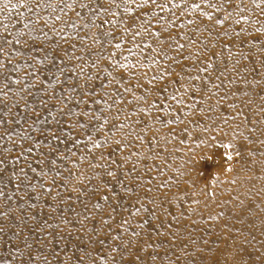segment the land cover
<instances>
[{
  "label": "rangeland",
  "instance_id": "374dc122",
  "mask_svg": "<svg viewBox=\"0 0 264 264\" xmlns=\"http://www.w3.org/2000/svg\"><path fill=\"white\" fill-rule=\"evenodd\" d=\"M7 3L0 264H264V0H157L167 9L131 14L125 0ZM153 11L168 60L128 56L130 37L114 48L121 24ZM163 69L173 76L151 80ZM188 75L197 90L177 104Z\"/></svg>",
  "mask_w": 264,
  "mask_h": 264
},
{
  "label": "snow or ice",
  "instance_id": "6c2138e0",
  "mask_svg": "<svg viewBox=\"0 0 264 264\" xmlns=\"http://www.w3.org/2000/svg\"><path fill=\"white\" fill-rule=\"evenodd\" d=\"M4 2V6L5 8H7L9 5L7 3V0H3ZM204 3H208V0H203ZM225 2L227 3L228 0H225ZM135 5L136 9H143L145 8V6L147 5H151L154 6V8H158L160 10H166L167 9V5L165 4H158L157 0H125V5H124V11L131 14L133 12V7L131 5ZM23 5V0H21L20 4H11V8H17V7H22ZM81 7H84V5H81ZM117 8L120 7V5H116ZM173 8H179L180 5L179 4H172ZM190 7L192 9H197L199 7L198 4H191ZM209 7L215 8L217 11H219L220 9L214 5V4H210ZM237 7H239V5H237ZM204 16L211 18L212 13L211 12H203L202 13ZM22 15V14H21ZM113 16L116 15L115 12L112 13ZM142 16H147L148 13L147 12H142L141 13ZM152 15L155 17V21L151 20V19H145L143 20L139 26H137L136 23H132L130 26H124V24H121V30L123 32V36L120 37L119 39V43H116L114 45V48L119 49L121 47V44H124L125 41V37H130L129 40H127V43L130 44V47H127L124 49L125 52H127L128 56H132V55H139L141 57L144 56V52L145 49H149L151 48V51L153 53H155V56H151V57H147V59H149L151 61L152 64H158V56H162V58L164 60H168L169 57L168 55L164 52V48L162 47L164 45V40L160 39L161 37V31L155 30V24H159L163 21V17H158L155 15V11H153ZM230 16V13H226L225 14V19H228ZM242 19H244L243 17H241ZM57 19H59V17H57ZM224 21L217 19L215 20V24L219 25L222 24ZM238 22V21H237ZM105 23H108V21H105ZM112 23H120L119 21H116L115 19L112 21ZM126 23V22H125ZM169 25L172 22H167ZM187 23H192V21H187ZM71 27V25H69ZM163 31H166V28L163 29ZM222 35H226L227 33H221ZM139 38V39H138ZM152 38H156V43H157V47H153L152 44H150L148 41L151 40ZM169 40L172 39L171 36L168 37ZM141 43L143 44V46L141 47ZM178 48H183V44H177ZM137 50L136 52H134L133 50ZM113 55H115V53H113ZM122 59L127 60L128 57L127 56H123ZM184 59H187V57H184ZM113 63H117L116 61H113ZM131 63V62H129ZM129 63H124V64H118V67L121 69H125L127 70L129 68ZM173 63H178L177 61H173ZM136 66L139 67H145V65L142 63L141 60H137L136 61ZM212 65L209 63L208 64V68H211ZM60 71H63L62 69ZM186 71H190V70H186ZM196 71L198 72H204L205 69L203 67H200L198 69H196ZM129 76H135L136 73L135 72H129L128 73ZM169 76H173L172 72L167 71V69H163L160 72H158L156 75H153L151 77V80L155 81V80H163L165 77H169ZM177 77H179V73L176 74ZM121 80H123V77L120 78ZM175 79V77L173 78ZM181 80L186 81V83H180L179 87L176 89V95L170 96L169 99L175 100L177 104H183L184 100L183 99H176V96H189V93L192 91H196V86L192 83V81L194 80H199L200 77L199 76H183L180 77ZM119 82V81H117ZM173 81L170 80L169 83L171 84ZM109 83H112V81H109ZM125 84H127V81H124ZM138 86V85H137ZM104 87H107V85H105ZM180 89H183V92L180 91ZM164 91H167V88L163 89ZM124 92H131L132 91V87L131 86H126L123 88ZM105 95H107V92L104 93ZM85 95H88L87 93H85ZM115 95L117 97H120V93L116 92ZM120 99H123V97H120ZM189 99H191V96H189ZM101 101L100 100H96L94 101V103L99 104ZM117 103H119V100L117 101ZM128 103H131V100L128 101ZM149 107H152L151 104H149ZM169 107V105L165 104V109H167ZM82 115L84 116H88L89 113L88 112H83ZM91 118L95 119V120H99L100 117L93 112L91 114ZM105 119H107L105 117ZM157 119H159V117H157ZM80 127H84V125H80ZM77 143H79V141H77ZM94 146L99 148L100 147V143L99 142H93ZM116 143H119V141H117ZM108 175H112L111 172L108 173ZM134 214V213H133ZM105 223H107V221H105ZM124 223H128L127 220L124 221ZM101 259H103V257H101Z\"/></svg>",
  "mask_w": 264,
  "mask_h": 264
}]
</instances>
